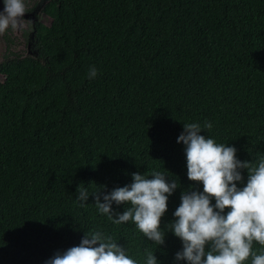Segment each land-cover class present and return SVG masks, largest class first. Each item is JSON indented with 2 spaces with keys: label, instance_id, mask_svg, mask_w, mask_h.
<instances>
[{
  "label": "trees",
  "instance_id": "1",
  "mask_svg": "<svg viewBox=\"0 0 264 264\" xmlns=\"http://www.w3.org/2000/svg\"><path fill=\"white\" fill-rule=\"evenodd\" d=\"M38 2L48 24L36 26L33 55L0 62V264H45L97 230L138 259L148 249L188 264L167 225L182 193L203 185L188 179L178 137L184 123L210 122L201 134L240 160L264 156V0ZM152 171L180 185L163 245L113 223L93 195L78 199L79 185L111 192Z\"/></svg>",
  "mask_w": 264,
  "mask_h": 264
},
{
  "label": "clouds",
  "instance_id": "2",
  "mask_svg": "<svg viewBox=\"0 0 264 264\" xmlns=\"http://www.w3.org/2000/svg\"><path fill=\"white\" fill-rule=\"evenodd\" d=\"M27 13L26 0H3L0 35L9 28L22 30ZM97 72L90 66L88 78L94 79ZM183 128L177 142L186 146L187 176L202 183L203 191L182 193L174 212L176 219L167 225V231L183 242L176 260L188 264H264V156L255 162L240 160L234 145L201 134L211 130L210 122L203 126L184 123ZM132 177L130 184L111 192L89 193L79 185L78 199L87 202L93 195L98 211L113 223L132 222L148 240L163 245L166 231L161 227L162 217L168 210L169 196L180 185L176 180L169 182L168 175L160 171L136 172ZM113 203L128 207L122 213L114 212ZM155 253L146 249L143 260L138 259L112 235L97 230L86 232L79 245L57 251L45 264H160Z\"/></svg>",
  "mask_w": 264,
  "mask_h": 264
},
{
  "label": "flooded vegetation",
  "instance_id": "3",
  "mask_svg": "<svg viewBox=\"0 0 264 264\" xmlns=\"http://www.w3.org/2000/svg\"><path fill=\"white\" fill-rule=\"evenodd\" d=\"M37 0H26L28 13L24 18V28L13 31L9 28L4 34L0 35V45L4 46L2 57L0 62L6 55L14 56H26L33 55L32 44L34 39V32L36 26L40 24H48L42 17L46 15L41 13V7L38 8ZM3 8V0H1L0 9ZM48 19V18H47Z\"/></svg>",
  "mask_w": 264,
  "mask_h": 264
},
{
  "label": "rangeland",
  "instance_id": "4",
  "mask_svg": "<svg viewBox=\"0 0 264 264\" xmlns=\"http://www.w3.org/2000/svg\"><path fill=\"white\" fill-rule=\"evenodd\" d=\"M35 1H36V0H35ZM37 3H38V8L41 7V4H39L38 0H37V2H35V5H34V6H36ZM42 19H44L45 22H48V19H47L46 17H42ZM3 49H4V46L1 44V45H0V59H1V57H2ZM32 54H33V53H32Z\"/></svg>",
  "mask_w": 264,
  "mask_h": 264
},
{
  "label": "water",
  "instance_id": "5",
  "mask_svg": "<svg viewBox=\"0 0 264 264\" xmlns=\"http://www.w3.org/2000/svg\"><path fill=\"white\" fill-rule=\"evenodd\" d=\"M0 5H1V0H0Z\"/></svg>",
  "mask_w": 264,
  "mask_h": 264
}]
</instances>
